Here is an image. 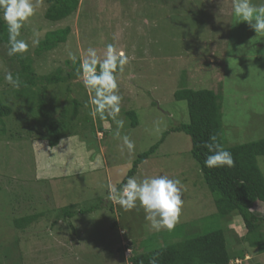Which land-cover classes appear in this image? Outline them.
<instances>
[{
  "label": "rangeland",
  "instance_id": "374dc122",
  "mask_svg": "<svg viewBox=\"0 0 264 264\" xmlns=\"http://www.w3.org/2000/svg\"><path fill=\"white\" fill-rule=\"evenodd\" d=\"M48 7L41 0L36 15L25 22L20 38L30 47L21 55L32 59L38 76L59 69L66 76L72 72L71 56L80 61L92 47L103 59L107 44L122 48L130 63L119 80L118 118L125 119L122 135L131 137L135 151L130 155L122 149L110 117L89 115V95L80 79L72 81L70 93L67 84L48 90L53 118L74 99L85 105L80 119L69 122L62 143L49 147L45 129L4 80L20 64L7 55L8 45L0 46V99L13 110L0 120V264H130L133 256L217 230L224 231L232 257L248 252L243 264H264L258 239L238 240L247 234L241 217L218 216L185 133H171L136 174L138 180L165 174L182 181L185 203L173 230L151 229L142 208L125 211L108 199L107 188L109 181L119 186L167 131L190 123L187 102L175 98L182 87L223 95L227 147L264 139V35L235 18L232 0H80L76 13L56 23L46 19ZM68 27L65 44L37 55L39 44L33 46V40L40 43L48 33ZM129 111L136 112L137 127L127 118ZM258 164L264 174V157ZM74 205L96 209L55 223L62 208ZM251 211L264 218V203ZM37 214L25 230L15 226V220Z\"/></svg>",
  "mask_w": 264,
  "mask_h": 264
},
{
  "label": "trees",
  "instance_id": "16d2710c",
  "mask_svg": "<svg viewBox=\"0 0 264 264\" xmlns=\"http://www.w3.org/2000/svg\"><path fill=\"white\" fill-rule=\"evenodd\" d=\"M47 3L49 7L45 17L48 21L55 23L68 19L80 7V0H47ZM70 34L69 27L48 33L44 40L40 41L37 55L42 56L65 44ZM3 45H8V31L7 25L2 19V13H0V46ZM12 59L20 64V70L13 75L18 73L21 80L24 81V86L13 91L16 99L26 101L32 120L45 129L49 147H58L62 141V134L69 130V122H77L80 119L85 105L74 99L71 106L63 108L59 118H53L48 100V90L53 86L67 84V92L70 93L72 81L78 79L76 71L80 66V61L72 63L71 66L67 62L72 72L69 71L66 76L62 69L47 76H38L32 59L25 58L21 54L12 56ZM175 98L178 101L187 102L190 123L167 131L158 144L137 159L133 169L129 171L122 183L126 182L128 176H136L139 166L158 151L171 133H185L192 139V157L198 164L205 183L214 196L218 216L221 219H230L234 215L240 216L247 228V234L242 239H238L239 242L242 240L248 242L251 238L258 239L259 251L264 252V218L251 211L256 203H264V174L258 164V159L264 157V139L233 147L226 146L223 134L222 94L213 90H193L182 87L176 91ZM54 99L55 103L57 98ZM12 113L13 110L0 99V120L10 117ZM126 115L132 121L133 127L139 125L136 112L129 111L126 112ZM104 131L101 128V132ZM213 135L232 153L235 160L234 167L209 169L204 166L208 152L203 147V142L208 141L209 137ZM95 209L94 207L80 209L76 205L62 208L55 223L67 222L77 215H85ZM40 216L38 214L26 216L15 220L14 223L18 229L25 230ZM233 233L235 232L233 231ZM156 254H159L158 264H231L233 260H245L249 256L248 252L246 255L239 252L232 257L224 231L217 230L205 235L189 237L151 253L133 256L130 258V264H149L150 257Z\"/></svg>",
  "mask_w": 264,
  "mask_h": 264
},
{
  "label": "clouds",
  "instance_id": "9594fccd",
  "mask_svg": "<svg viewBox=\"0 0 264 264\" xmlns=\"http://www.w3.org/2000/svg\"><path fill=\"white\" fill-rule=\"evenodd\" d=\"M232 5L233 15L240 23L247 22L257 36L264 35V0L259 4L253 3L252 0H232ZM40 8L41 0H0V13L8 31V56L23 54L29 50L28 41L20 38L21 29ZM113 39L115 40L116 37L114 36ZM38 44L39 39L32 41L33 46ZM71 59L73 63L76 62L74 55ZM129 63L130 57L114 43L106 45L103 59L95 48L89 47L86 55L80 59L76 75L82 80L89 95L88 104L91 106L89 115L93 120L97 116L102 120L110 117L115 124L114 138L122 139V149L126 147L131 155L135 151V142L128 134L122 135L125 119L118 118L123 101V96L119 93V80ZM4 80L16 90L24 86V81L18 73L14 76L8 71L4 75ZM203 147L208 152L204 160L205 167L212 169L235 166L232 153L217 141L215 135L203 142ZM107 188L108 199L125 211L142 208L145 221L155 231L162 229L171 231L179 222L185 201L184 186L178 178L173 179L168 175L160 174L138 180L136 176H128L126 182L119 186L109 181ZM158 261L159 254H156L150 257L149 264H158ZM243 263L240 259L231 262V264Z\"/></svg>",
  "mask_w": 264,
  "mask_h": 264
},
{
  "label": "crops",
  "instance_id": "0c3cea01",
  "mask_svg": "<svg viewBox=\"0 0 264 264\" xmlns=\"http://www.w3.org/2000/svg\"><path fill=\"white\" fill-rule=\"evenodd\" d=\"M231 229H234V228H231ZM236 234H238L239 232H238V230L237 231H234Z\"/></svg>",
  "mask_w": 264,
  "mask_h": 264
}]
</instances>
